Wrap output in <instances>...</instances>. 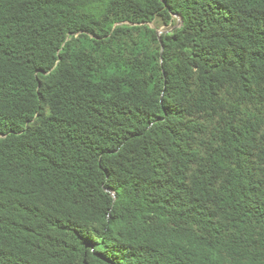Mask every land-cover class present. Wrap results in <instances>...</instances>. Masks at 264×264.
I'll list each match as a JSON object with an SVG mask.
<instances>
[{"label": "trees", "instance_id": "trees-1", "mask_svg": "<svg viewBox=\"0 0 264 264\" xmlns=\"http://www.w3.org/2000/svg\"><path fill=\"white\" fill-rule=\"evenodd\" d=\"M0 264H264V0H0Z\"/></svg>", "mask_w": 264, "mask_h": 264}, {"label": "rangeland", "instance_id": "rangeland-1", "mask_svg": "<svg viewBox=\"0 0 264 264\" xmlns=\"http://www.w3.org/2000/svg\"><path fill=\"white\" fill-rule=\"evenodd\" d=\"M178 22H179V20H176V25L178 24ZM152 27L158 28L160 32H162V31L165 32V31L173 29L172 27H166V26L157 25V24H152Z\"/></svg>", "mask_w": 264, "mask_h": 264}, {"label": "water", "instance_id": "water-1", "mask_svg": "<svg viewBox=\"0 0 264 264\" xmlns=\"http://www.w3.org/2000/svg\"><path fill=\"white\" fill-rule=\"evenodd\" d=\"M174 16H175L176 18L179 19V23H178V25H177L176 27L182 25V23H183V18L180 17V16H178V15H174ZM158 33L161 35V34H163L164 32H163V31H162V32L158 31Z\"/></svg>", "mask_w": 264, "mask_h": 264}, {"label": "clouds", "instance_id": "clouds-1", "mask_svg": "<svg viewBox=\"0 0 264 264\" xmlns=\"http://www.w3.org/2000/svg\"><path fill=\"white\" fill-rule=\"evenodd\" d=\"M176 18V17H175ZM178 19V18H177ZM179 20V19H178ZM179 23V22H178ZM178 25V24H177Z\"/></svg>", "mask_w": 264, "mask_h": 264}]
</instances>
